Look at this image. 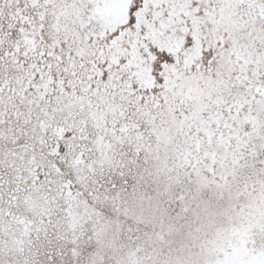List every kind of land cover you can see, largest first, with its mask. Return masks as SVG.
Returning a JSON list of instances; mask_svg holds the SVG:
<instances>
[{
	"label": "snow or ice",
	"instance_id": "6c2138e0",
	"mask_svg": "<svg viewBox=\"0 0 264 264\" xmlns=\"http://www.w3.org/2000/svg\"><path fill=\"white\" fill-rule=\"evenodd\" d=\"M0 264H264V0H0Z\"/></svg>",
	"mask_w": 264,
	"mask_h": 264
}]
</instances>
